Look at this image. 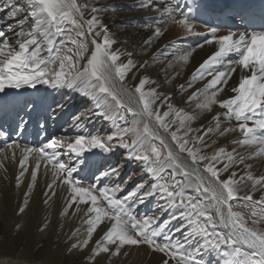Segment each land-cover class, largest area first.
<instances>
[{"label":"snow or ice","instance_id":"snow-or-ice-1","mask_svg":"<svg viewBox=\"0 0 264 264\" xmlns=\"http://www.w3.org/2000/svg\"><path fill=\"white\" fill-rule=\"evenodd\" d=\"M22 3H26L28 14L16 20L19 30L13 33L11 43L5 31L0 29V93H5V89H22L25 86L36 89L40 84L80 89L95 102L93 115H102L115 126L106 138L100 134L81 132L71 139L51 138L45 146L22 149L26 154L38 153L31 173L33 185L41 168L40 160H44L46 171L51 165L52 177L51 183L46 185L48 191L45 194L56 196V189L62 188L69 208L75 205L76 211H79L80 205L87 206V219L84 221L88 225L86 238L72 247L87 248L97 229L109 221L110 225H105L103 235L95 241L90 260L101 253L119 256L126 246L146 245L164 255L163 264H169V259L175 264H207L205 249L218 251L224 258L223 264H264V229L259 227L264 224V196L254 199L251 192L243 196L239 194L241 182L245 179L253 182V190L257 187L264 190V176L254 177L248 172L246 176L238 177L237 172L231 171L234 166L245 164V157L237 154L235 149L229 152L221 147L207 155L195 146L198 142L203 143L205 137L214 131L225 136L236 130L221 128V115L237 122L243 138L235 143L264 145V30H254L250 34L229 31L226 35L216 36L217 29H210L213 38L206 43L215 42L218 50L199 65L191 81L204 79L205 76L212 78L203 90L192 93L186 103L199 100L202 96L203 100L196 105L197 108L211 111L212 106L217 105L225 111L213 116L214 127L202 129L204 136H195V130L190 125L196 116L184 113L183 109H175L168 103L170 97H162L156 88L146 89L147 84L155 81L142 77L132 87L125 86L128 74L140 66L131 58L133 53L113 47L116 40L97 15L103 9L89 8L78 0H22ZM0 4L8 10L6 16L12 20L25 11L17 0H0ZM163 11L188 34H196L193 5H187L178 14L171 6H166ZM86 12L92 13L90 18H86ZM29 20L32 23L26 29L24 25ZM7 27L11 29L12 25ZM161 35V28L156 27L154 36ZM151 42L152 38H149L145 43ZM192 51L194 49L178 59L187 62ZM233 54L235 59H225ZM237 69L241 77L231 89L233 95L218 99ZM188 86L191 87V83ZM165 106L167 110L162 112ZM23 107L30 111L39 105L27 101ZM8 108L7 103L0 102V119L10 117L13 112L19 114L17 109L9 111ZM62 108L63 105L56 106V109ZM78 119L74 117V120ZM172 125H177L175 131L171 130ZM18 130L23 132L25 129ZM159 130L169 133L171 145ZM181 130L183 135L178 134ZM3 134L0 131V135ZM12 147V143L7 144V148ZM205 147L211 145L205 144ZM115 148L125 149L126 159L147 166L156 182L145 191H141L143 185H137L120 196L122 184L99 183V179L103 178L119 179L117 165L98 170L99 177L86 184L81 173L87 168L85 161L90 157H86L85 153H91L93 149L111 153ZM65 154L69 156L68 161L61 159ZM260 154H264V147L254 155ZM73 156L75 161H71ZM12 158L15 159V152ZM27 160L28 155L20 160L22 170L17 177V186L27 171ZM246 167L250 169L251 165ZM157 192L168 198L170 207H179L182 211L162 222L157 216L138 218L134 214L135 207ZM237 200L243 202L241 207L248 209L250 220L245 213L233 210L232 201ZM27 201L28 195L24 206L19 209L20 213L25 211ZM44 202L47 204L48 200ZM167 211L168 208H162L160 214ZM175 219L187 222L174 230L182 232L183 240H174L173 230L166 231ZM184 227L189 230L183 232ZM162 234L164 242L158 239ZM197 237L202 239L198 241ZM245 246L249 250H244ZM124 254L127 255V252Z\"/></svg>","mask_w":264,"mask_h":264},{"label":"bare ground","instance_id":"bare-ground-1","mask_svg":"<svg viewBox=\"0 0 264 264\" xmlns=\"http://www.w3.org/2000/svg\"><path fill=\"white\" fill-rule=\"evenodd\" d=\"M130 1L128 6L126 4L127 7L124 6V9L116 12L121 18L120 27L110 23L107 25L100 20L107 25L109 33L116 40L113 47L133 53L131 58L140 66L128 74L125 86L132 87L142 77H148L155 83L147 84L146 89L156 88L162 97H170L168 103L175 109H183L184 113L196 116L190 125L195 130L194 135H197L200 129L206 130L208 127H214L213 116L223 113L224 109L217 105H213L211 111L197 108L196 105L203 100L202 96L199 100L194 99L190 103H186L188 97L198 89L203 90L212 77L205 76L204 79L196 81H191V77L199 65L218 50L219 46L215 42L206 43L207 40L213 38L210 32L211 28L217 29L216 36L226 35L229 31L249 34L254 31L246 29L249 14L237 17L232 11H223L219 21L225 24L238 22V29H231L228 26L221 27L216 21L217 14L211 13L210 4L225 6L224 2L233 4L245 2L243 0H195V3L194 0H151L150 3L146 0ZM190 4L194 7L193 17L196 25L194 33L196 34H188L184 28L170 20L167 13L163 11L166 6H171L174 13L178 14ZM254 9H258L257 3H255ZM176 18L178 19L179 16L177 15ZM262 25L264 26V21ZM156 27H160L162 30V35L159 37L154 36ZM12 37L14 39L13 35ZM149 38H152V42L145 43ZM13 46L16 45L13 44ZM57 46L59 47V43ZM89 47H92L91 44ZM136 47L141 48L142 52H138L139 49ZM193 49L194 51L187 62L178 59L179 56ZM235 58L233 54L225 59ZM122 59H126V57H122ZM55 66L58 67V65ZM218 67L220 70H224L222 66ZM240 77L241 72L237 69V72L231 75L227 87L218 99H227L233 95L231 89L238 84ZM189 83H191V87L188 86ZM180 85L184 87L180 92H177L178 90L175 89ZM171 90H174V94L170 96L168 92ZM0 98H5L4 103L17 101L18 103L12 107L9 106L8 110L12 111L15 108L19 112L18 115L13 112L10 117L0 119V131L4 133L0 135V141H2L0 144V164H2L0 167V264H17V262L19 264H82L86 259L90 260L95 241L100 239L106 230L105 225H110V222L105 221V224L97 229L87 248H73V244L80 243L86 238L88 225L84 221L87 219L85 216L87 206L80 205L79 211H76L75 205L69 208L66 193L62 188L56 189V196L45 194L48 191L46 185L51 183L52 177L51 165L46 171L44 160H40L41 168L33 185L31 173L37 163L38 153L26 154L22 152V149L45 146L51 138L71 139L81 132L100 134L106 138L115 130L113 122L102 115H93L96 111L95 102L83 94L80 89L40 84L36 89L27 86L22 89H5V93H0ZM27 101H34L39 107L35 110H25L23 106ZM58 104L63 105V108L56 109ZM54 109L55 111H53ZM80 110H82L81 113H79ZM166 110V106L161 109L162 112ZM74 117H79V119L74 120ZM76 124H79L80 127H75ZM175 126L177 125H172V128ZM220 126L236 130L228 132L225 136H220L215 131L206 136L207 143L214 148L211 151L214 152L221 147L229 152L235 149L237 154L245 157V164L234 166L231 171L237 172L238 177L246 176L248 172H251L254 177L264 176V154L254 155L264 145L235 143L243 138V134L238 130L237 122L234 119L227 120L221 115ZM18 128L25 130L21 132ZM159 131L165 141L171 145L169 133H165L163 130ZM8 143L13 144L11 149L7 148ZM13 152H15V159L12 158ZM93 153L95 154L93 155ZM24 155H28L25 165L27 171L20 178L21 182L17 186V177L22 170L20 160ZM126 155V150L123 148H115L111 153L100 149H93L91 153L86 152L85 156L90 159L85 161L87 168L81 173L85 177V183H93L99 177V171L119 165V179L103 178L99 179V183L122 184L123 191L119 193L120 196L132 191L137 185H143L141 191L150 188L156 181L148 167L142 162L126 159ZM61 159L68 161V154L63 155ZM75 159L74 156L71 157V161H75ZM249 164L251 165L250 169L246 167ZM167 178V174H165V179ZM252 184V181L246 179L242 181L239 194L243 196L251 192L254 199H260L264 196V190L259 187L253 190ZM26 195H28L27 207L23 213H20L19 209L24 206ZM46 199L48 200L47 204L44 202ZM242 203L239 200L232 201L233 210L245 213L246 218L250 220V217L247 216L248 209L240 206ZM162 208H168V211L161 215ZM181 211L182 209L179 207H170L168 198L157 192L156 195L148 197L144 203L138 204L134 214L138 218L157 216L158 221L162 222L173 214L178 215ZM186 224L185 220H172L166 231L173 230L174 240H183L182 232L174 230ZM17 225L20 227L17 228ZM249 226L252 225L249 223ZM259 227L264 229V224ZM188 230V227L183 228V232ZM158 239L164 242L163 234ZM201 239L200 237L196 238L198 241ZM17 245L20 246V249L17 248ZM244 250L249 249L245 246ZM125 252L127 255L124 254ZM164 259L163 254L151 250L146 245H140L126 246L121 250L119 256L101 253L90 261L93 264H163ZM204 260L207 264H223L224 258L218 251L205 249ZM169 264H175V261L169 259Z\"/></svg>","mask_w":264,"mask_h":264},{"label":"rangeland","instance_id":"rangeland-1","mask_svg":"<svg viewBox=\"0 0 264 264\" xmlns=\"http://www.w3.org/2000/svg\"><path fill=\"white\" fill-rule=\"evenodd\" d=\"M128 2L130 3L131 1L130 0H78V3H80V4H87L89 6V8H91V7H98V8L103 9V11H101L100 13L97 14L99 16V19L101 21H103L104 23H107V25H109V23L111 25L112 24H116L118 27H120L121 18L118 16L119 14L116 13V12H118V10H122L125 7H127L129 5ZM17 4H20L21 6H23L25 8V11L22 12L20 15H18L15 18V20L9 19L6 16V12L8 10L5 9L2 6V4H0V29H3L5 31V34L9 37V42H12L13 41V37H12L13 33L15 31H18L19 30L18 29V26L16 24V20H20V19H22L24 16H26L28 14L27 13V5H26V3H22V0H17ZM126 4H127V6H126ZM91 15H92V13H90V12H86L85 13L86 18H90ZM31 23H32L31 20L27 21L25 23L24 27L27 29L28 27L31 26ZM9 24L12 25V28L11 29H9L7 27ZM10 37H12V38H10ZM136 48L139 49L138 52H140V51L142 52L141 48H138V47H136ZM137 49H135V51H137ZM45 54H47V53H44V55ZM151 54H150V56H151ZM177 88H180V89H177ZM177 88L175 89L176 91L178 90L177 92H180L181 89H182L181 88V85L179 87L177 86ZM173 94H174V90H171V91L168 92V95H170V96L173 95ZM183 97H186V96H183ZM179 100H178V102H179ZM81 112H82V110L79 111V113H81ZM176 127L177 126L173 127L171 130L175 131L176 130ZM203 133H204V131L202 129H200L198 131L197 135H195V136H204ZM178 134L179 135H183V130H181V132L178 133ZM205 144H208L206 137H205V140H204L203 143H199L198 142L195 146L198 147V148H200V149H202L203 154L210 155L213 152L211 150H213L214 148L212 146L211 147H205ZM17 248L20 249V246L17 245ZM39 255H41V254H39ZM82 264H93V263L90 260H87L86 259L85 261H83Z\"/></svg>","mask_w":264,"mask_h":264}]
</instances>
